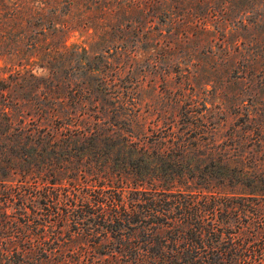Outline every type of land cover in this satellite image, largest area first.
Returning <instances> with one entry per match:
<instances>
[{
    "label": "rangeland",
    "instance_id": "obj_1",
    "mask_svg": "<svg viewBox=\"0 0 264 264\" xmlns=\"http://www.w3.org/2000/svg\"><path fill=\"white\" fill-rule=\"evenodd\" d=\"M60 18L50 56L0 38V264H264V0ZM199 193L225 205L213 250Z\"/></svg>",
    "mask_w": 264,
    "mask_h": 264
},
{
    "label": "trees",
    "instance_id": "obj_2",
    "mask_svg": "<svg viewBox=\"0 0 264 264\" xmlns=\"http://www.w3.org/2000/svg\"><path fill=\"white\" fill-rule=\"evenodd\" d=\"M75 1L78 0H0V38L4 40V46L19 48L22 54L30 50L33 56L36 57L40 56L44 50H48L49 54H46L47 56L58 52L55 48L42 49L41 45L49 36L54 35V37L58 38L60 35H66L69 32L70 27H68L66 21L60 18V15H67ZM65 41L63 40V47H65ZM31 59L32 57H29L28 61ZM29 73V76L36 79L32 70ZM45 94L46 92H43L41 95L45 96ZM0 98H3V95H0ZM53 116L58 118L56 115ZM161 194L166 195L165 197L167 198L182 196V192L179 190L176 193ZM197 196L200 197V200L194 198L196 201H187L183 204V214H187L189 207L197 208L199 206L201 208V221L207 222L210 220L209 227L211 228L209 231H203L205 234L200 232L199 242L201 243L202 251L213 250L216 247L207 243L209 240L207 237H211L216 231H220L216 217L222 212L221 206L225 207V205L220 203L219 199L213 195L205 196L199 193ZM223 244H225V251L249 250V248H246L241 242L236 241L231 236H227Z\"/></svg>",
    "mask_w": 264,
    "mask_h": 264
}]
</instances>
